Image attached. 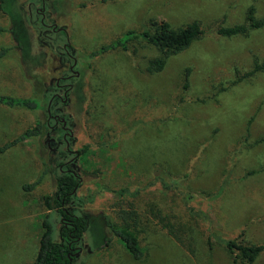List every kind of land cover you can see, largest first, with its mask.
<instances>
[{
	"label": "rangeland",
	"instance_id": "374dc122",
	"mask_svg": "<svg viewBox=\"0 0 264 264\" xmlns=\"http://www.w3.org/2000/svg\"><path fill=\"white\" fill-rule=\"evenodd\" d=\"M249 8L264 16V0H0V47L8 48L0 94L44 106L0 104V145L47 120L49 105L67 120L69 146L79 151L66 162L74 151L59 144L57 127L0 152V264L33 263L46 213L57 238L58 213L44 197L54 194L60 163L79 177L75 193L83 199L63 207L99 229L98 245L108 233L102 214L115 216L112 203L124 199L137 212L135 233L145 248L134 259L116 236L97 248L87 230L75 264H234L221 239L241 233L247 243L264 244V70L237 80L254 62L264 64V26L216 32L246 24ZM150 18L173 27L195 21L203 34L157 72L147 68L157 50L138 37L126 50L86 56ZM71 65L77 76L69 75ZM58 76H67L61 86ZM69 85L65 101L51 97ZM156 169L186 174V190L211 198L184 202L156 180ZM123 188L130 193L105 191ZM252 264H264V253Z\"/></svg>",
	"mask_w": 264,
	"mask_h": 264
},
{
	"label": "trees",
	"instance_id": "16d2710c",
	"mask_svg": "<svg viewBox=\"0 0 264 264\" xmlns=\"http://www.w3.org/2000/svg\"><path fill=\"white\" fill-rule=\"evenodd\" d=\"M264 26V16L256 18L254 16L253 8H249L246 14V24H235L231 26H220L216 29L217 34L223 36H233L238 34H246L250 29L260 28ZM3 27L0 26V31ZM203 34V29L198 22H191L181 27H173L171 24L164 20L150 18L146 27L140 31L129 30L124 38L116 39L111 43L101 46L92 53L87 54V57H92L101 54L107 50L121 47L127 49V40L131 37H138L145 41L148 45L157 50L158 54L147 60V68L151 72H157L163 69L168 57L179 53L187 48L194 39L199 38ZM8 51L7 47H0V57L4 56ZM264 64L254 62V68L250 71L239 76L237 80L249 76L256 71H263ZM187 86L186 82L184 87ZM0 104L10 107H21L27 109H42L44 106L41 101L34 97H18L12 95L0 94ZM49 123L46 120H37L34 125L24 129L18 136L14 137L7 143L0 145V152H3L8 146L17 144L21 141L30 139L34 136L44 134L49 129ZM46 172V171H45ZM156 180H160L162 186L167 189L178 190L184 202L189 203L195 198L210 199L211 194L203 192L193 193L182 190V182L185 176L174 178L166 172L159 169L155 170ZM163 173L167 175L164 178ZM43 177L40 176L37 180L30 184L23 185L26 190L32 189L35 185L39 184ZM78 177L75 173L69 171L65 173H58L56 175V186L53 196H45L44 202L48 209H53L59 217L60 226L57 231V238L55 236V228L51 219V214L46 213L41 221L42 232L39 237V244L37 254L32 264H75L74 254L78 251L77 243L82 239L84 233L88 230L89 235H92L94 240V247L103 248L109 245L112 236H116L123 247L134 259H141L145 254V248L140 245L137 235L135 233V225L138 221V215L133 208V203L128 200L113 202L115 207V216L111 213H103V223L107 229V235H103V245L99 246L98 235L99 229L92 224L82 215L74 212L71 209L63 207L64 203H70L77 198L75 190L79 184ZM110 193L123 195L130 193L128 189H106ZM217 192L216 194H218ZM90 194V197L93 198ZM79 203L83 199L77 200ZM76 208V205L74 206ZM77 209V208H76ZM78 211V209H77ZM116 218V219H113ZM175 236V232L171 231ZM212 234V233H211ZM242 234L228 238L221 239L225 248L231 254L234 264H252L263 253L264 244L247 243L241 238ZM75 249V251H73Z\"/></svg>",
	"mask_w": 264,
	"mask_h": 264
},
{
	"label": "flooded vegetation",
	"instance_id": "af4514ba",
	"mask_svg": "<svg viewBox=\"0 0 264 264\" xmlns=\"http://www.w3.org/2000/svg\"><path fill=\"white\" fill-rule=\"evenodd\" d=\"M42 15H44V12H43ZM69 70L71 72V74H69V75H76V76L78 75V74H76V72L73 69V66L72 65L69 66ZM73 72H75V74H73ZM66 77L67 76H58L57 79H56V82H55L56 86H61L62 85V84H60L61 79L66 78ZM70 89H71V85H69L63 91L62 95H59L58 93H55L54 92L51 97H53V98L54 97H58L61 101H65L67 99L68 90H70ZM50 100H51V98H50ZM47 112H48V114H47V120H46L47 123H49V125H50V121L49 120L52 119V118L55 121L53 125H50L49 126V129H52V130L54 129L55 130V129H57V127H60L61 130H62V132L61 131H57L56 132L57 138L59 140L61 138V140L59 141V144H61L63 142V143H65V147H66V149H67L68 152L74 151L73 157H71L70 159H68L66 162H71L72 160L77 159L78 158V155H79V151L71 150V148L69 146V140H68V138L69 137H72V133H71L70 129L67 127V120L66 119H63L60 114H51V112L49 110V105L47 107ZM62 165H63V163H60L59 164V166H60V169L59 170L61 171L60 173H65V172L69 171L70 173H73L74 174L73 171H71L69 169H66V168H63ZM75 175L77 176V174H75ZM77 180L80 181L79 177H78Z\"/></svg>",
	"mask_w": 264,
	"mask_h": 264
},
{
	"label": "crops",
	"instance_id": "0c3cea01",
	"mask_svg": "<svg viewBox=\"0 0 264 264\" xmlns=\"http://www.w3.org/2000/svg\"><path fill=\"white\" fill-rule=\"evenodd\" d=\"M182 176H185V178H184V181L182 182V190H184V191H187V192H192V191H188V190H186L185 189V187H184V182H185V180H186V174H184V175H181L180 177H182ZM176 191V190H175ZM176 193H178L180 196H181V194H180V192L177 190L176 191ZM193 193H198V192H193ZM204 193V192H203ZM206 194H208V193H206ZM210 194V193H209ZM196 199V198H195ZM194 200V199H193ZM184 201V200H183ZM206 201H209V199H206ZM191 202V201H190Z\"/></svg>",
	"mask_w": 264,
	"mask_h": 264
}]
</instances>
